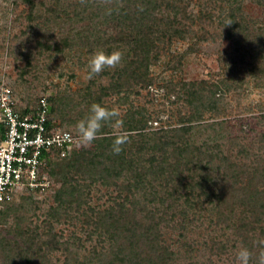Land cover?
<instances>
[{"label": "rangeland", "instance_id": "374dc122", "mask_svg": "<svg viewBox=\"0 0 264 264\" xmlns=\"http://www.w3.org/2000/svg\"><path fill=\"white\" fill-rule=\"evenodd\" d=\"M98 50L123 59L88 79ZM0 83L19 110L51 97L70 131L98 103L128 134L127 162L88 163L64 206L62 173L91 145L8 205L0 264H236L239 247L264 250V0H0Z\"/></svg>", "mask_w": 264, "mask_h": 264}, {"label": "built area", "instance_id": "2783aa9c", "mask_svg": "<svg viewBox=\"0 0 264 264\" xmlns=\"http://www.w3.org/2000/svg\"><path fill=\"white\" fill-rule=\"evenodd\" d=\"M37 103L35 114H21L11 89L0 83V125L4 128L0 140V217L22 191L45 190L49 162L68 157L77 145L72 139L57 140L70 131L49 122L46 97Z\"/></svg>", "mask_w": 264, "mask_h": 264}, {"label": "clouds", "instance_id": "9594fccd", "mask_svg": "<svg viewBox=\"0 0 264 264\" xmlns=\"http://www.w3.org/2000/svg\"><path fill=\"white\" fill-rule=\"evenodd\" d=\"M110 2V0H108ZM84 3V0H81ZM123 59V53L119 50L106 53L104 50L96 51L87 64V78L92 79L105 71V69L116 68ZM111 126L115 139L112 145L114 154L122 151V146L128 142V134L123 129V121L119 119V113L115 109H109L98 103H93L83 118L76 122L71 132L61 134L58 141L72 139L74 143L81 146L91 145L101 137L105 126ZM264 244V241H261ZM236 264H264V250L254 253L247 247H239L235 252Z\"/></svg>", "mask_w": 264, "mask_h": 264}, {"label": "trees", "instance_id": "16d2710c", "mask_svg": "<svg viewBox=\"0 0 264 264\" xmlns=\"http://www.w3.org/2000/svg\"><path fill=\"white\" fill-rule=\"evenodd\" d=\"M176 9L178 11L177 14L180 13L179 14L180 16H181V14L187 15V11H186L185 7H184V9H181V11L177 7H176ZM234 11H235V9L231 10L230 13L228 14V19L231 20V21L234 20ZM177 20L178 19H175L174 22H176ZM232 23H234L236 25L235 21H233ZM167 27L169 28V26H167ZM22 76L23 75L21 74V77ZM193 84H191V85H193ZM47 100H48L49 108H50L49 115H48V120H49V122H56L55 119H54V107H53L52 99L50 97ZM37 108H38V103H36L33 107H29V108L26 107L23 110H19L18 108L17 109L20 111L21 114L25 115L28 112H31L32 114H35V112L37 111ZM106 126L104 127V129L106 128ZM57 127L59 129L70 131L69 129L63 128L60 125V123L57 124ZM104 129H103V131H104ZM3 133H4V128L0 125V140L3 138ZM104 133L105 132H102V134H104ZM114 139H115V137L108 138V137H105V136L103 137L102 136V137L98 138L97 140H95L88 149L82 148L80 150V152L77 155L76 161L72 165H69V168H67L66 171H64L62 173V181H63L62 182L63 183L62 186L63 187L55 195V200H56V202L58 203L59 206H64V202L62 201L64 195L72 194V193L76 194L77 197H78V195H80V192H81L82 189H80L81 185L78 183L77 178H79L80 175L84 174V170L86 169L85 166L88 163H91V162L97 160L102 155H107V154L115 155L113 153V151H112V145H113ZM123 147L124 146H122V151L118 154V157H117V159L115 161L116 164H123V163L127 162L126 159H125V156L123 155V152H124V148ZM55 161L56 160L50 161L49 164H48V168L52 167V165H53V163ZM72 172H74L73 175H72ZM74 174H78L79 177H78V175H77V177H74ZM206 176H208V175H205L203 178H205ZM197 184H198V181H197ZM207 189H208V187H205V188L201 187L202 191H201V193H198V196L200 197L202 194L204 196H206L207 195V193H206ZM257 192L260 193L258 190H256V193ZM191 196L192 195L190 193H187V195L185 196V201L190 203V204H192V201H190ZM176 199L178 200V198H176ZM254 208H255V206H254ZM254 208L250 204L247 206V209L254 210ZM263 209H264V206H263ZM255 210H256V208H255ZM5 216H6V211L2 213V215L0 217V223L4 222ZM242 216H243V218L240 219V220L248 219V210L246 212L242 213ZM241 224H242V221H241ZM242 225H244V224H242ZM262 230L264 232V225L262 227ZM163 258L165 259L167 257H164V256L160 255L159 259L156 262L153 260V258L147 259L146 262L147 263L149 262L150 264H163L162 263Z\"/></svg>", "mask_w": 264, "mask_h": 264}]
</instances>
